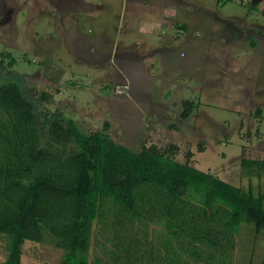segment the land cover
<instances>
[{
    "label": "trees",
    "instance_id": "1",
    "mask_svg": "<svg viewBox=\"0 0 264 264\" xmlns=\"http://www.w3.org/2000/svg\"><path fill=\"white\" fill-rule=\"evenodd\" d=\"M182 105L185 119L192 103ZM107 127L87 133L58 111L40 117L18 82L0 85L2 264H20L25 241L62 250L56 264H102L89 258L94 227L110 234L109 264H231L241 227L264 235V191L194 168L189 151L178 162L172 146L132 150ZM241 168L260 178L264 159L242 158Z\"/></svg>",
    "mask_w": 264,
    "mask_h": 264
},
{
    "label": "rangeland",
    "instance_id": "2",
    "mask_svg": "<svg viewBox=\"0 0 264 264\" xmlns=\"http://www.w3.org/2000/svg\"><path fill=\"white\" fill-rule=\"evenodd\" d=\"M50 12L43 0H0V85L18 82L40 117L58 111L87 133L107 123V133L118 144L135 151L172 146L178 162L189 151L194 168L254 193L264 191V174L249 178L241 168L242 158L264 159V87L252 76L247 80V73L215 70L204 49L191 67L189 50L180 45L173 47L171 68L185 70L149 72L144 66L137 71L125 60L135 55L122 52L123 33L107 13L78 18L86 37L74 43L57 35ZM74 46L84 49L85 61ZM105 48L106 56H96ZM185 101L192 107L183 119ZM97 231L94 227L90 262L98 257L109 264L110 234ZM22 251L20 264H56L63 253L49 242L31 241ZM231 253V264H264V235L241 227ZM5 255L1 238L0 262Z\"/></svg>",
    "mask_w": 264,
    "mask_h": 264
},
{
    "label": "crops",
    "instance_id": "3",
    "mask_svg": "<svg viewBox=\"0 0 264 264\" xmlns=\"http://www.w3.org/2000/svg\"><path fill=\"white\" fill-rule=\"evenodd\" d=\"M43 1L55 16L57 35L74 43L86 37L79 28L78 18L91 20L102 16L103 11L107 13L123 33L126 44L122 52L135 55L125 60H130L137 71H143L144 66H148L145 71L149 72L185 70L171 68L173 47L180 45L189 50L191 67L197 65L194 56L203 55L201 49H204L215 70L247 73L244 78L248 80L252 76L258 86L264 87V0ZM104 50L96 56H106L104 52L108 54V48ZM72 51L85 59L81 46H74ZM182 54L185 55L183 50ZM185 66L189 65L181 67Z\"/></svg>",
    "mask_w": 264,
    "mask_h": 264
},
{
    "label": "built area",
    "instance_id": "4",
    "mask_svg": "<svg viewBox=\"0 0 264 264\" xmlns=\"http://www.w3.org/2000/svg\"><path fill=\"white\" fill-rule=\"evenodd\" d=\"M220 1H225V0H220Z\"/></svg>",
    "mask_w": 264,
    "mask_h": 264
}]
</instances>
